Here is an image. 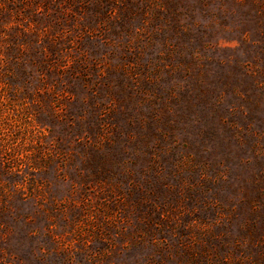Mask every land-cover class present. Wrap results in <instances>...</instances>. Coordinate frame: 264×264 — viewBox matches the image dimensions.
Returning <instances> with one entry per match:
<instances>
[{"label": "rangeland", "instance_id": "obj_1", "mask_svg": "<svg viewBox=\"0 0 264 264\" xmlns=\"http://www.w3.org/2000/svg\"><path fill=\"white\" fill-rule=\"evenodd\" d=\"M0 264H264V0H0Z\"/></svg>", "mask_w": 264, "mask_h": 264}]
</instances>
